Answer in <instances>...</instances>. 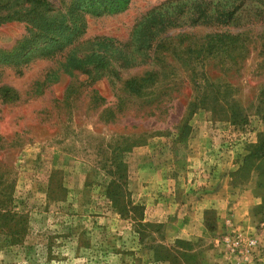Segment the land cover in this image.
<instances>
[{"label": "rangeland", "instance_id": "1", "mask_svg": "<svg viewBox=\"0 0 264 264\" xmlns=\"http://www.w3.org/2000/svg\"><path fill=\"white\" fill-rule=\"evenodd\" d=\"M7 212L0 264H264V0H0Z\"/></svg>", "mask_w": 264, "mask_h": 264}, {"label": "trees", "instance_id": "2", "mask_svg": "<svg viewBox=\"0 0 264 264\" xmlns=\"http://www.w3.org/2000/svg\"><path fill=\"white\" fill-rule=\"evenodd\" d=\"M5 91V93L7 94L8 92H10L11 91V89H9L8 87H4L3 88ZM214 104V103H213ZM207 213H209V211L207 212ZM4 214H8V212L7 213H0V217H2V218H6V217H9V216H11V213H9L8 215H4ZM7 220H9V218H6Z\"/></svg>", "mask_w": 264, "mask_h": 264}, {"label": "built area", "instance_id": "3", "mask_svg": "<svg viewBox=\"0 0 264 264\" xmlns=\"http://www.w3.org/2000/svg\"><path fill=\"white\" fill-rule=\"evenodd\" d=\"M251 244L254 245V242H252Z\"/></svg>", "mask_w": 264, "mask_h": 264}]
</instances>
